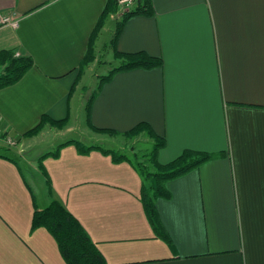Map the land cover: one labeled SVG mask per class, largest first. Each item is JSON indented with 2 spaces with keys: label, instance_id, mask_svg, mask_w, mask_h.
Returning a JSON list of instances; mask_svg holds the SVG:
<instances>
[{
  "label": "crops",
  "instance_id": "0c3cea01",
  "mask_svg": "<svg viewBox=\"0 0 264 264\" xmlns=\"http://www.w3.org/2000/svg\"><path fill=\"white\" fill-rule=\"evenodd\" d=\"M106 2L0 0V10L18 19L15 28L0 27V50L33 61L0 90V129L16 142L0 140L9 150L0 151V264H64L45 229L30 231L33 209L54 200L106 264H264V0H152L154 14L129 18L109 47L112 62L116 50L144 52L162 65L103 83L90 104V133L120 137L146 124L165 141L160 165L185 150L218 155L165 183L169 198L155 201L159 233L131 162L80 152L65 144L72 138L54 141L45 129L25 136L43 116L71 122L85 69L115 32L102 40L119 17L110 15L91 40ZM90 45L95 59L79 73Z\"/></svg>",
  "mask_w": 264,
  "mask_h": 264
},
{
  "label": "trees",
  "instance_id": "16d2710c",
  "mask_svg": "<svg viewBox=\"0 0 264 264\" xmlns=\"http://www.w3.org/2000/svg\"><path fill=\"white\" fill-rule=\"evenodd\" d=\"M153 14L154 10L152 0H132L130 4H122L120 3V0H107L106 6L92 34L91 40L94 38L96 32L101 28L104 20L108 16L119 15L118 20L116 21L115 32L109 42V46L111 48H115V43L119 37L122 26L129 18L134 16L150 17ZM114 56L118 59L117 65L111 68V70H109V72L101 78V82H99L95 93L88 101L86 108L87 117L94 95L98 93L101 85L108 82L114 74L136 69L150 70L162 65V61L160 59L151 57L144 52L128 54L120 53L115 50ZM94 59V50L90 45L84 59L80 62L78 72L81 73L85 67L94 61ZM32 67L33 61L30 56L24 53H17L13 49L0 50V90L17 83ZM66 123L67 120L53 121L46 116H43L40 124L26 133L25 136H35L46 124L61 129ZM88 126L91 127L89 124ZM92 130L100 134L116 135V133L112 131L93 128ZM143 132L147 133L152 140L149 153H147L146 157L150 164L154 167V173L149 172L145 166L133 162L130 158H126L122 155H116L114 152L102 149L99 146L85 147L80 142L75 140H69L65 144H75L80 152H87L89 150L96 149L104 153L112 154L115 160L124 159L131 162L142 178L141 201L144 212L152 228L159 233L160 225L157 219L155 201L157 198H169V193L165 188V183L197 169L202 164L217 158L218 155L185 150L172 162L166 165H160L157 162V153L165 146V141L163 138L156 136L148 125L143 123L139 124L130 132L120 136L128 137L133 134ZM56 153L57 150L51 152L50 154L56 155ZM39 228L45 229L53 238L64 264H106L104 257L91 241L78 220L72 216L59 201L54 200L43 209H33L30 221V231H34Z\"/></svg>",
  "mask_w": 264,
  "mask_h": 264
},
{
  "label": "rangeland",
  "instance_id": "374dc122",
  "mask_svg": "<svg viewBox=\"0 0 264 264\" xmlns=\"http://www.w3.org/2000/svg\"><path fill=\"white\" fill-rule=\"evenodd\" d=\"M115 25L116 20L108 21V31L103 34L102 40H109L114 32ZM109 47L110 46L99 51L97 54L98 62H95L85 69L83 77L79 83V87L74 93V97L72 99L71 122H67L61 129L46 124L35 136L39 135L45 129L47 135L56 138L54 141L59 139L64 141L65 138H72L73 140L80 142L85 147L99 146L102 149L114 152L116 155H122L126 158H130L133 162L145 166L149 172L154 173L155 169L146 157L147 153H149L150 145L152 143V140L147 133L143 132L133 134L128 137H118L110 134H99L98 132H92V134L87 130L86 108L88 101L95 93L99 82H101V78H103L109 72V70H111V68L117 65V62H112L110 50L111 47ZM66 126H73L75 132L69 133L67 135L61 134L63 130L65 131ZM0 151L6 154L9 153V150ZM29 158L35 159L36 157L30 155Z\"/></svg>",
  "mask_w": 264,
  "mask_h": 264
},
{
  "label": "built area",
  "instance_id": "2783aa9c",
  "mask_svg": "<svg viewBox=\"0 0 264 264\" xmlns=\"http://www.w3.org/2000/svg\"><path fill=\"white\" fill-rule=\"evenodd\" d=\"M132 0H120L122 4H130ZM18 24V19L15 14L10 12H4L0 10V27L8 26L15 28ZM0 140H3L8 147H14L16 142L11 138L4 136L2 130L0 129Z\"/></svg>",
  "mask_w": 264,
  "mask_h": 264
}]
</instances>
